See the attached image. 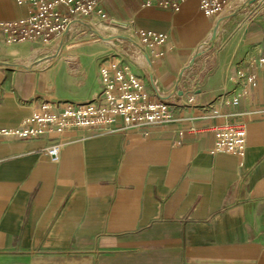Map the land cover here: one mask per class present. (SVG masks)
<instances>
[{"label":"crops","instance_id":"0c3cea01","mask_svg":"<svg viewBox=\"0 0 264 264\" xmlns=\"http://www.w3.org/2000/svg\"><path fill=\"white\" fill-rule=\"evenodd\" d=\"M103 5L119 13L110 20L125 16L129 31L167 34L147 50L152 80L126 44L95 35L90 47L64 41L35 69L0 67V128L16 127L46 100L102 102L104 60L132 64L150 98L168 102L172 120L146 133L0 136V264H264V69L250 64L264 52V0L223 23L215 46L185 69L181 94L172 93L178 75L216 17L198 0L177 11L141 0ZM27 12L0 0V20ZM21 47L0 34V60L31 62ZM251 73L250 94L225 103ZM235 120L247 123L244 156L212 152L211 126ZM57 140L64 144L52 162L45 148Z\"/></svg>","mask_w":264,"mask_h":264},{"label":"built area","instance_id":"2783aa9c","mask_svg":"<svg viewBox=\"0 0 264 264\" xmlns=\"http://www.w3.org/2000/svg\"><path fill=\"white\" fill-rule=\"evenodd\" d=\"M105 0H17L26 5L27 15L12 21L0 20V34L6 44H33L41 46L54 43L69 22L74 19L99 22L110 20L103 5ZM143 6L158 4L180 9L185 0H141ZM234 0H198L199 7L207 16L217 17L226 13L234 5ZM135 40L146 51H154L167 38L164 32L138 28L130 30ZM162 52H158V55ZM250 64L264 69V52L251 59ZM103 101L60 104L46 100L41 110L25 117L19 125L0 128V136L35 137L44 134L79 132L81 137L92 133L140 131L172 120L168 102L164 99L152 100L144 83L130 63L119 60L102 61L99 67ZM256 74L251 73L242 84L238 94L225 99V103H237L250 94L256 86ZM119 123V126H114ZM214 133L212 152L224 151L243 157L247 147V123L244 120L224 121L211 126ZM190 130H196L191 127ZM64 142L57 140L45 150L52 162L60 160Z\"/></svg>","mask_w":264,"mask_h":264},{"label":"water","instance_id":"95a60500","mask_svg":"<svg viewBox=\"0 0 264 264\" xmlns=\"http://www.w3.org/2000/svg\"><path fill=\"white\" fill-rule=\"evenodd\" d=\"M254 1H257V0H242L239 4L235 5L231 11L223 13V14L216 17L214 24H213V29H212L211 35L193 51L190 61L188 62V64L184 68L181 69V71L178 75V78H177V83H176L175 88H174L172 93L176 92L178 94H181V91L178 89V86H179L180 82L182 81V76H183L185 69H187L193 65L195 58L201 54L203 48H205V47L213 48L215 46L223 23L227 19L241 13L246 7H248ZM111 21H112V23H115V24H118V25H121L124 27L128 26V22H126V21H121L119 19H111ZM74 24H81V25L86 26L94 35L97 36V38H98L96 40L97 42L98 41L113 42L114 40H117V39H124V40L132 43L142 54L143 65L146 67L148 74H149V77L152 80L153 75H152L151 61H150V58H149V55H148L146 49L143 46H141L135 39H133L132 37H129L127 35H123V34L106 35L104 33H100L94 25H92L89 21L84 20V19H74L67 24L63 33L61 34V39L59 41L58 49L56 50L54 55L44 56L42 58L31 61L29 63H18V62H10L7 60H0V67L9 68V69L30 70V69H35L38 66L46 63L52 57H56L58 55V53H59V51L62 48V45L64 43V37L68 34L70 28Z\"/></svg>","mask_w":264,"mask_h":264},{"label":"rangeland","instance_id":"374dc122","mask_svg":"<svg viewBox=\"0 0 264 264\" xmlns=\"http://www.w3.org/2000/svg\"><path fill=\"white\" fill-rule=\"evenodd\" d=\"M108 15L112 16V15H116L119 16L118 11H115L114 13H111L108 10ZM123 19H119L121 21H125L124 19L126 18L125 16H122ZM116 19V18H114ZM90 23H92L93 25H104L106 26L104 28V34L106 35H112V34H123V35H127L129 37H132L133 39H135L133 37L132 32L129 31L127 29V27L112 23L111 20H107L105 22H99L96 18L93 20H89ZM127 22V21H126ZM72 27H76V29H74V31L72 32V34H70L71 32V28ZM72 27L70 28L68 34L64 37V41H68L70 42V44L74 45L75 49H79L82 47H90L92 44V39H96L94 38L95 36H93L94 34L84 25L81 24H74L72 25ZM135 30V29H133ZM61 39V36L59 37V39H57L54 43H52L51 45H46V46H41L40 48L35 47L30 44L24 43V45L22 44L24 51L25 52H30V59L32 61L37 60L39 58H42L44 56H52L54 55V53L56 52V50L58 49V45H59V41ZM107 43V42H106ZM114 43H123L126 44V46H130L132 47V49H134L136 52L139 53L138 56H140V60H142V54L140 53V51L130 42L123 40V39H117L114 40ZM27 44V45H26ZM117 45V44H116ZM108 46V45H106ZM118 48V47H117Z\"/></svg>","mask_w":264,"mask_h":264},{"label":"bare ground","instance_id":"6f19581e","mask_svg":"<svg viewBox=\"0 0 264 264\" xmlns=\"http://www.w3.org/2000/svg\"><path fill=\"white\" fill-rule=\"evenodd\" d=\"M92 24V23H91ZM93 25V24H92ZM97 29H98V31L100 32V33H104V32H102V31H104V28L106 27V26H104V25H94ZM96 36V35H95ZM97 37V36H96Z\"/></svg>","mask_w":264,"mask_h":264}]
</instances>
